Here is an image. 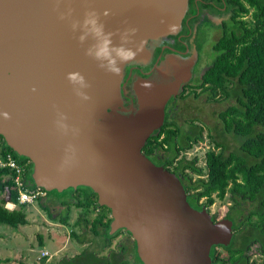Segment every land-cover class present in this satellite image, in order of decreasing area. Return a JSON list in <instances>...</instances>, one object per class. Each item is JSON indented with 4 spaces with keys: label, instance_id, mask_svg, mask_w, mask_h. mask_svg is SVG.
<instances>
[{
    "label": "water",
    "instance_id": "water-1",
    "mask_svg": "<svg viewBox=\"0 0 264 264\" xmlns=\"http://www.w3.org/2000/svg\"><path fill=\"white\" fill-rule=\"evenodd\" d=\"M186 8L187 0H0V137L28 160L32 185L93 192L109 211L108 236L128 233L141 264H211L210 248L228 245L232 235L230 218L214 220L191 205L178 176L142 152L190 73L176 69L161 84L136 81V103L125 109L121 74L100 70L85 55L92 39L81 45L70 25L95 10L106 31L136 28L138 44L175 34ZM147 55L144 47L136 60ZM71 72L85 77L90 100L77 97Z\"/></svg>",
    "mask_w": 264,
    "mask_h": 264
},
{
    "label": "trees",
    "instance_id": "trees-1",
    "mask_svg": "<svg viewBox=\"0 0 264 264\" xmlns=\"http://www.w3.org/2000/svg\"><path fill=\"white\" fill-rule=\"evenodd\" d=\"M218 2L228 12V18L222 21V35L214 44L218 53L201 73L198 83L190 86L193 89L189 93L197 97L198 92L194 88H199V92H207L213 101L218 100L216 96L233 98L234 101L217 112L222 133L213 135L207 128L212 149L206 150L203 155L204 178L199 176L202 168L196 165V157L190 160L181 158L172 165L179 152L201 139L203 128L200 125L190 122L187 131H183L175 122L165 121L155 131L156 135L151 134L146 139L142 152L161 154L163 160L172 166L171 172L178 176L184 188L188 192L193 190L188 202L195 207L202 206L208 211L214 199L222 200L226 191L229 192L232 203L224 216L232 221V235L228 245L216 246L224 251V257L215 246L210 248L211 264H264V0ZM224 134H231L236 141L233 149L227 151ZM159 136L161 139H158ZM5 151L21 161H27L5 146L0 137V155ZM29 170L28 162V173ZM186 170L198 178L191 181ZM7 174H10L7 169H0V192L3 193L0 196V224L15 227L26 222L22 210L25 206L18 205L12 209L5 206L6 203H16V192L11 180H2ZM200 198L203 199L199 201ZM72 204L84 208L85 212L89 206L92 211L100 208L92 219L82 216L76 221L77 225L81 222L84 227L89 225L93 235L99 234L97 227L101 228L105 239L123 232L120 229L108 236L110 217L102 213L103 209L107 212L108 209L97 205L93 192L78 193ZM61 221L64 222L65 218H61ZM133 243V258L138 261ZM104 246H108V243ZM251 246L257 250L258 260L247 254ZM120 247L123 248L122 245ZM125 263L129 261L121 258L116 260L111 250L102 256L88 250L60 264Z\"/></svg>",
    "mask_w": 264,
    "mask_h": 264
},
{
    "label": "rangeland",
    "instance_id": "rangeland-1",
    "mask_svg": "<svg viewBox=\"0 0 264 264\" xmlns=\"http://www.w3.org/2000/svg\"><path fill=\"white\" fill-rule=\"evenodd\" d=\"M217 4L223 6L220 2ZM205 6L207 7L206 11L212 13L211 5L207 3ZM219 20L200 12L197 16L196 23L198 24L194 26L191 23L193 28L190 41L196 52L192 76L191 79L188 78L192 83L198 81L202 68L208 66L217 54L216 50L212 49V43L216 38L214 36H218L217 33L220 32ZM194 90L198 92L197 97H193L191 93H188L182 99L175 100L176 107L171 111V118L183 131H187L190 122L202 126L201 139L185 151L179 152L173 164L181 158L190 160L196 157V165L202 168V174L199 176L204 178L203 155L206 150L212 149L210 138L207 136V128H210L213 135L222 133L217 112L234 100L233 98L222 99L220 96H216L218 100L213 101L209 98L207 92H199L198 88ZM224 136L227 151L233 149L237 144L236 141L231 134H224ZM186 173L190 175L191 181L198 178L187 170ZM72 191L71 188L60 192L51 190L48 191V195L53 196L52 199L43 200L41 204L36 202L25 205L22 210L26 222L22 225L10 227L0 224V264H60L61 261L69 260L76 254L88 250H93L97 256L107 255L111 250L115 253L116 260H120V258L127 259L129 252L127 247L130 246V243L126 242L127 240L123 235H117L106 240L100 227H97L100 231L99 234L93 235L90 232L89 225L84 227L83 222L77 225L76 221L80 220L82 216L90 220L96 212L91 209L85 212L84 208L80 209L73 206L72 201L75 200L77 193ZM2 194L0 192V196ZM202 199L200 198L199 201ZM231 203L229 192L226 191L222 200L214 199L208 207L209 214L220 219L230 209ZM10 208H17V206L12 205ZM102 213L104 212L102 211ZM61 218H65V221L62 222ZM72 233H74V236ZM107 242L109 243L108 247L104 246ZM121 245L125 249L120 252ZM215 248L220 251L222 257L225 256L222 249ZM40 251H46L48 256L38 258ZM247 254L250 255V258L259 259L254 246H251Z\"/></svg>",
    "mask_w": 264,
    "mask_h": 264
},
{
    "label": "flooded vegetation",
    "instance_id": "flooded-vegetation-1",
    "mask_svg": "<svg viewBox=\"0 0 264 264\" xmlns=\"http://www.w3.org/2000/svg\"><path fill=\"white\" fill-rule=\"evenodd\" d=\"M218 1L219 0H187V8L181 19L180 27L175 34L167 35L156 39H147L145 41L144 47L148 53L145 60L144 61L135 60L133 62L124 65L122 68L121 81H120V98L122 102V107H124L125 109H130L135 105L136 96L134 94L133 85L135 84L136 81L154 80V81H158L159 84L167 83L168 81L172 80V76L175 75V73L177 72L176 69H181L182 72L189 71L190 73L189 77L191 79L193 68L195 65V58H196V52L194 51L190 41L192 35L191 34L192 28H193V26H191V23L194 26L198 24L196 22H197V16L200 12L209 15L215 20L216 19L219 20L220 18H222L219 20V24H218L220 26V32L217 33L218 36L216 35L214 36L216 38L212 43V49L216 50L214 48V44L216 40L222 35V31H223L222 21L228 18V12L225 10L224 5L223 6L218 5L217 4ZM207 3L211 5L212 13L206 11L207 7L205 5H207ZM199 6L201 7L199 8ZM216 52L218 53L217 50ZM205 68H202L199 77ZM197 83L198 81L196 83H192L190 82V80H188L180 85V89L178 93L175 96L170 97L166 103L163 123L165 121L168 122L173 121V119L171 118V113H172L171 111L174 110L176 107L175 100L180 98L182 99L193 89V87L191 88L190 86L191 85L193 86ZM182 89L183 92H181ZM181 94L183 97H181ZM152 135H156V132L152 133ZM158 139H161V136H159ZM144 155L154 164L162 166L167 170L171 171L172 166L168 164L165 160H163L161 154L158 155L155 152H151V153H146ZM184 189L186 193V199L187 201H190L191 200L190 192H188L186 188ZM72 192H76L78 195V193L80 192H85V194H89V192L91 191L83 187H77L73 189ZM52 198L53 196L48 195L47 193L43 200L47 201ZM88 209H91V207L89 206ZM94 210L99 211L100 208H95ZM102 211L108 217H110L109 211L107 212L104 209ZM210 215L214 217V215L212 214ZM214 220H217V218L215 217ZM117 235H123V237L127 240L126 242L130 243V246L127 247L129 252H128V256L126 257L127 258L126 260H128L129 263L126 264H138V263L141 264L139 259L137 261L135 258H133L131 245L134 241L131 239L130 235L125 233L124 231ZM111 238L113 237H109V239ZM107 239L108 237L106 238V240ZM133 244L135 248V243ZM124 249L125 248L123 246V248L120 249V252ZM129 256L132 259L131 262Z\"/></svg>",
    "mask_w": 264,
    "mask_h": 264
},
{
    "label": "clouds",
    "instance_id": "clouds-1",
    "mask_svg": "<svg viewBox=\"0 0 264 264\" xmlns=\"http://www.w3.org/2000/svg\"><path fill=\"white\" fill-rule=\"evenodd\" d=\"M71 16V10L68 13ZM105 17L109 15L108 11L103 13ZM66 17L61 15L60 19ZM71 30L73 33L79 32L77 39L81 45H84L89 38L91 43L85 49V55L97 63V67L114 77H119L122 71V65H126L136 60L137 56L143 51L144 41L141 40L135 44L133 37L137 33L136 28H128L123 32L113 33L105 30V25L100 20V14L95 10L86 11L82 21H72ZM119 36V44L113 42L114 36ZM129 44H135L133 47H127ZM67 80L73 86V90L77 97L82 101L90 100L83 90L90 87L85 77L79 72H71L67 75ZM4 118L8 119V114L4 113ZM66 119L61 116L57 121L58 127L64 129L66 125L62 121Z\"/></svg>",
    "mask_w": 264,
    "mask_h": 264
},
{
    "label": "built area",
    "instance_id": "built-area-1",
    "mask_svg": "<svg viewBox=\"0 0 264 264\" xmlns=\"http://www.w3.org/2000/svg\"><path fill=\"white\" fill-rule=\"evenodd\" d=\"M7 169L10 174L3 176V180L9 178L15 188L16 203H6L7 208L15 205H31L39 202L46 196V191L32 185L28 180V161H21L12 156L8 151L0 155V169ZM12 209V208H10ZM48 256L46 251H40L38 258Z\"/></svg>",
    "mask_w": 264,
    "mask_h": 264
},
{
    "label": "crops",
    "instance_id": "crops-1",
    "mask_svg": "<svg viewBox=\"0 0 264 264\" xmlns=\"http://www.w3.org/2000/svg\"><path fill=\"white\" fill-rule=\"evenodd\" d=\"M4 226V225H3Z\"/></svg>",
    "mask_w": 264,
    "mask_h": 264
}]
</instances>
